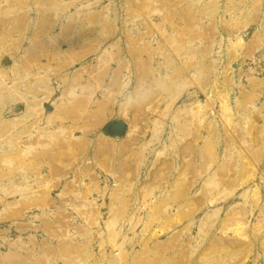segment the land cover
<instances>
[{"label":"rangeland","instance_id":"374dc122","mask_svg":"<svg viewBox=\"0 0 264 264\" xmlns=\"http://www.w3.org/2000/svg\"><path fill=\"white\" fill-rule=\"evenodd\" d=\"M263 222L264 0H0V264H264Z\"/></svg>","mask_w":264,"mask_h":264},{"label":"clouds","instance_id":"9594fccd","mask_svg":"<svg viewBox=\"0 0 264 264\" xmlns=\"http://www.w3.org/2000/svg\"><path fill=\"white\" fill-rule=\"evenodd\" d=\"M149 93H150V90L149 89H145L144 92H143L144 97L147 98ZM123 99H124L125 102H127V101L130 100V97H124Z\"/></svg>","mask_w":264,"mask_h":264},{"label":"bare ground","instance_id":"6f19581e","mask_svg":"<svg viewBox=\"0 0 264 264\" xmlns=\"http://www.w3.org/2000/svg\"><path fill=\"white\" fill-rule=\"evenodd\" d=\"M237 212H238V211H237ZM250 212H251V211H250ZM250 212H249V213H250ZM251 213H252V212H251ZM244 214H245V213H244ZM246 215H247V214H246ZM246 217H247V216H246ZM235 218H236V217H235ZM237 219H238V218H237ZM233 220H234V218H233ZM230 221H231V220H230ZM236 221H237V220H236ZM241 222H242V221H241ZM241 222H240V223H241ZM242 223H243V222H242ZM263 223H264V222H263ZM238 224H239V222H238ZM258 226H259V225H258ZM259 227H260V226H259ZM260 228H261V227H260ZM257 230H258V229H257Z\"/></svg>","mask_w":264,"mask_h":264}]
</instances>
